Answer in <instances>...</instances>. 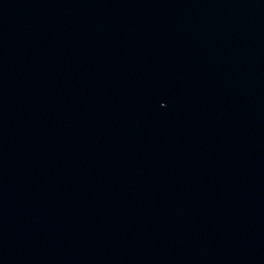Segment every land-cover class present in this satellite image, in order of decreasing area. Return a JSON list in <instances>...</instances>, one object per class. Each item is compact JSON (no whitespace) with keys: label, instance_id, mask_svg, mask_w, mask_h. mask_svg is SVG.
<instances>
[{"label":"water","instance_id":"95a60500","mask_svg":"<svg viewBox=\"0 0 264 264\" xmlns=\"http://www.w3.org/2000/svg\"><path fill=\"white\" fill-rule=\"evenodd\" d=\"M0 264H264V0H0Z\"/></svg>","mask_w":264,"mask_h":264}]
</instances>
